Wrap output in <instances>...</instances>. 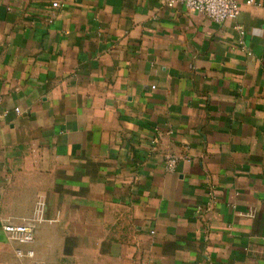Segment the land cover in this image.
Listing matches in <instances>:
<instances>
[{
  "label": "crops",
  "instance_id": "crops-1",
  "mask_svg": "<svg viewBox=\"0 0 264 264\" xmlns=\"http://www.w3.org/2000/svg\"><path fill=\"white\" fill-rule=\"evenodd\" d=\"M238 1L243 44L180 0H0V218L45 219L33 260L264 264V0ZM20 246L0 221V264Z\"/></svg>",
  "mask_w": 264,
  "mask_h": 264
},
{
  "label": "built area",
  "instance_id": "built-area-1",
  "mask_svg": "<svg viewBox=\"0 0 264 264\" xmlns=\"http://www.w3.org/2000/svg\"><path fill=\"white\" fill-rule=\"evenodd\" d=\"M175 0H165V4L169 7L174 5ZM184 7L188 10L198 11L206 15L209 19L216 23H222L230 20L234 21L235 29L238 32L239 43L243 44L245 34L244 27L238 23V18L241 12V4L238 0H180ZM247 4H253L254 0H246ZM54 7H59L58 1H53ZM19 112V108H15ZM162 133L160 129H155L149 139L152 149H155L159 142ZM179 157L173 154H167L163 158V167L165 171H175ZM256 210L250 208L248 215H254ZM40 217H23L16 219L14 217H1L0 221L6 237L11 242L19 243L21 246L15 248V254L20 259L30 260V264H45L40 260H33L34 251L30 244L34 240L35 228L38 223L44 221Z\"/></svg>",
  "mask_w": 264,
  "mask_h": 264
}]
</instances>
